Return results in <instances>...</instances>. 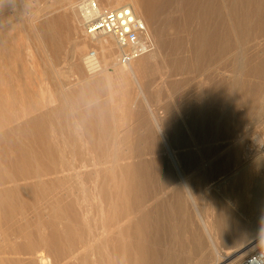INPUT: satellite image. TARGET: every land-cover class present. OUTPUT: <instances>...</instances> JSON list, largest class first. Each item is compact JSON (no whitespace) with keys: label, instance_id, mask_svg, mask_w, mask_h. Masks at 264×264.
<instances>
[{"label":"rangeland","instance_id":"374dc122","mask_svg":"<svg viewBox=\"0 0 264 264\" xmlns=\"http://www.w3.org/2000/svg\"><path fill=\"white\" fill-rule=\"evenodd\" d=\"M60 1L0 0V126L5 124L4 121L8 123L5 128L21 125L23 114L37 108L34 106L37 102L34 95L38 93V106L45 103L48 110L59 112L50 116L45 123L47 141L55 142V149L59 148L57 152L61 159L72 162L70 164L76 170L72 171L69 180L62 183L64 189L71 188L73 192L72 210L66 208V201L69 200L59 203V208L53 211L48 209L51 198L49 193L46 197L42 196L44 198L28 193L25 198L30 201L28 208L22 215L12 219V225L27 224L29 230L42 231L44 235L55 226L62 239L60 246L72 242L69 256L86 254L85 261L79 257L76 262L72 260L71 264H116L121 261L119 251L116 252L112 243L99 242V238L105 236L106 231L114 232L115 227L132 218L134 212L137 216L139 213L147 214V228L143 238L148 264H187L185 261L188 264H211L208 260L202 262L203 257L197 251L187 253L188 245L187 250H183L180 244L191 240L192 235L198 231L202 236V246L207 248L208 243L197 216L206 217L211 214L212 200L225 202L229 198L241 197L239 191L245 188L244 175L247 174H237L236 171L238 167L251 162L257 150L262 148L261 140L256 137L264 127V96L261 97L264 94V0H150L156 26V31L154 29L150 33L153 39L156 36L157 42L160 41L161 53L141 81V89L132 80L120 76L122 66L117 64L118 50L112 39L108 38L114 47L113 60L102 68V75H90L84 62L79 65L74 55L73 40L78 37L89 41L91 38L84 36L74 17L76 11L71 10L77 0H70L73 5L60 4ZM101 7L107 9L105 3ZM66 14L73 19H57ZM92 49L89 46L83 56H90L91 51H94ZM4 71L6 75H2ZM2 76L9 83L4 82ZM28 81L31 89L26 86ZM218 84L224 93L231 85V93L223 96L228 98L224 104L228 112L219 113L220 108L214 97V106L209 111L206 109L205 116L200 106L205 103L203 99L208 89L211 93L216 90L220 94V88L216 89ZM15 87L22 89L19 92L23 96L26 90H30L35 100L31 103L25 97L23 101L20 100ZM58 91H62L65 96H59L61 93ZM3 93L9 96V103L5 96L2 97ZM253 102L258 103L256 115H249L248 119L240 123L247 103L251 105ZM92 108L98 111L93 118L100 121L98 134L102 138L99 139L106 141L107 155L114 145L121 159L119 164L135 163L148 168V179L141 187L142 194L148 200L141 203L138 209L135 208L131 216L120 215L127 203L115 195V190L119 189L121 195L123 189L126 191L131 186V194L136 195V175L133 179L127 178L118 169L112 172V177H104L101 173L100 176L94 175L101 167L96 163L102 161V156L88 142L87 121L90 120L82 122L77 117ZM22 110L25 112L22 113ZM196 113L205 116L203 124L206 135L202 140L200 134L203 124L201 118H195ZM153 118L167 129L174 128L177 132L174 136L173 133L168 136L169 147L178 155L180 171L186 179L189 193L197 203V211L192 208L188 193L182 188L178 173L162 146ZM227 127L234 128L229 136L223 134ZM128 131L131 134L130 140L124 144L122 137ZM130 142L134 145H130ZM122 152L126 153V157ZM89 160L92 162L89 163ZM82 161L85 162L84 166ZM47 170L44 166L45 176L42 179L49 188L50 184H57L45 172ZM12 172L15 173L13 169ZM75 172L80 176H73ZM229 178V184L223 185ZM245 178L248 180V175ZM251 178L255 180L256 176ZM63 191L60 188V195ZM177 203L184 206L182 216ZM243 205L247 206V203ZM9 224H2L0 230ZM247 237L239 246L264 240L261 234ZM262 245L264 242L241 259L231 257L223 264H239ZM205 252L206 256L211 255V251ZM44 253L49 255L52 264L68 258H56L52 248ZM100 256L103 261L99 260ZM199 256L202 258L199 259ZM16 257L26 261L29 256Z\"/></svg>","mask_w":264,"mask_h":264},{"label":"bare ground","instance_id":"6f19581e","mask_svg":"<svg viewBox=\"0 0 264 264\" xmlns=\"http://www.w3.org/2000/svg\"><path fill=\"white\" fill-rule=\"evenodd\" d=\"M98 2L100 5L105 3L108 9L115 8V7L126 4L130 6L134 14L146 24L149 31L151 30L154 31V29L156 31V26L153 21L154 11L150 4V0H102V1L98 0ZM65 3H70L69 5L74 4V3H71L70 0L60 1V4L66 5ZM72 7L73 6H70V8ZM71 10L73 11L74 7ZM73 12H75V10ZM67 14L58 16L57 19L65 21L69 17L72 18L71 16L67 17ZM74 17L79 24L80 22L78 20L77 14H75ZM3 20L5 19H2V21ZM76 21H75V24H76ZM77 28L79 30L78 26ZM155 37L156 36H154L155 47L151 53L142 56L141 58H139L138 60L130 64L129 66L122 67L119 70V74L122 78L127 79V80H132L140 89H141L140 87L141 81L149 73V70L151 69V67L156 63V61L160 57V53H161L160 41L157 42ZM77 38H74L73 43H74V53H75L74 55L76 59L78 60L79 65L81 66V64L84 62L88 70V74L90 75L91 74H95V75L101 74L104 71L102 68L108 62L113 60L114 47L110 42L111 40H109L112 38L111 37H97V38L88 39L89 41L77 39ZM157 39H159L158 35H157ZM89 46H91L93 48L92 50H94L95 52V55L92 58H90V56L88 57L83 56V53L88 49ZM9 52L7 53L9 54ZM27 55L29 56L30 54H27ZM98 55H100V58L98 57ZM29 57H31V55ZM9 58L11 57L9 56ZM47 65L49 66V64ZM11 72L14 73L13 71ZM41 72L42 71H40L39 73ZM5 73L6 72L4 71L2 75H4ZM2 77H3L2 78L3 81L5 82L6 80H4V76ZM13 79L14 77L12 78V81ZM6 83H9V81L8 82L6 81ZM16 83H18L17 79H16ZM19 84L18 85L16 84L17 87L20 86ZM26 86L28 87V89H31L30 87L31 83L29 81L27 82ZM17 87H15L16 88L15 90L18 89L16 94L17 96H19V98H21L20 100L23 101V97L27 99L28 103L29 102L31 103L33 102V100H35L34 99L35 97H33L34 93L30 92V90H26L23 96V93H21V91L19 92V90H22V89L17 88ZM3 88L4 87H2V89ZM217 88H220L221 90L220 94L219 92H215L216 90H212L214 91V93H211L210 92L211 90L208 89L206 98L203 99L205 103L201 104L200 109L202 110L203 113H205V116L207 113L206 109L209 111L214 106V103L212 102L214 97H216L215 103H218V107L220 108L219 113L228 112L227 111L228 109H225L226 107L224 106L228 98L227 96L226 97H223V96H225V93L226 94L231 93V89H232L231 85H229V87L226 88L225 93H224V89H222V86L220 84L216 86V89ZM3 90L4 92L6 91L5 88ZM59 92L61 93V95L59 94V96L61 97L62 95L63 97L65 96V94H63L62 91H58V93ZM9 94H10V91H9ZM37 94L34 95L36 96V99H37V102H35L34 106H36L37 108H35L28 114H25L24 113L25 111L22 110L23 111L22 113L24 114L22 116L21 125L17 126L16 128L15 127L5 128L8 126L7 125L8 123L4 121L5 124L1 123L2 126H0V227L2 224H6L7 222H10L9 226L7 225L4 228L2 227L3 229L0 230V233H2V235L0 236V264H52V261L50 260L49 255H45L44 253L47 250H50V248H52L55 251L56 258L64 257V259H66L65 257H68L66 261H62V259L61 261L60 259L59 261L57 260L56 264H71L72 260H75L76 262L79 259V257H81L83 261H85V257H86L85 253H83V255L76 256L73 254L69 256L71 249H72V244H71L72 242H70L69 244H66V246H60L62 239L60 237L58 230L55 228V226L51 227L50 233H46L44 235L42 231L40 232L38 230L37 231L29 230L27 224L25 225L17 224L13 226L12 225L13 222H11L13 221L12 219L15 216L22 215L24 213V210L25 211L27 210L28 208L27 205L29 204L30 201L29 199H25V198L27 197L28 193L29 194L33 193L35 195H41L40 196L41 198L46 197V194L49 193L51 195V198H50V203L48 205V209L50 210H53V211L57 210V208H59V203L63 202L64 200H69V201H66L67 210L73 209V202H72L73 192L71 191V188L69 190L64 189L62 187L63 186L62 183L65 182V180L67 181L70 179L72 175V171H74L75 169L72 168L71 166L72 164H70L72 162L61 159L60 153L57 152L59 148L56 147L58 150L55 149L56 143L54 142L55 144L54 145L53 143H50V141L48 142L47 141L48 136L46 137V134H45L46 133V130H45L46 121H48L50 116L56 115L59 112L57 110H48L47 104H45L44 102L42 106H38L39 104H38ZM11 95L13 96V94ZM40 95L44 97V94L41 93ZM3 96H5L6 102L9 103V100H10L9 96L4 95V93L2 97ZM262 96H264V94H262L261 97ZM54 101L55 100H51V102H54ZM257 111H258V103L254 104L253 102L251 105H248L247 103L245 113L240 118L239 122L243 123L244 119L246 120V118L249 115H256ZM96 114H98L97 109L92 108V109H87L83 111V113L81 112L79 116H77L79 117V120H81L82 122L87 121L86 119L90 120V121H87V123L89 122L87 125V133H88L87 139L93 148L99 150L100 156H102V161L100 163L98 162L99 164L96 163V165H101V167L98 168L99 170L97 169V171L94 172V175L100 176V173H101L104 177H107L111 175L115 169H118L120 173L122 175L124 174L125 176H127V178L133 179L134 176L136 175L135 177L138 180L136 195L133 196L131 194L132 192V189H130L131 186L127 187L126 191L123 189L121 192V195L119 194L120 193L119 189L115 190V195L118 198L120 197L121 200H126V203H127V206L123 208L120 215H122L123 217L125 216L127 217V215L131 216V213L135 211V208L140 206L141 203L148 200V197L146 195H143L142 190H141L142 185L145 184L146 180L148 179L147 178L148 174L146 172L148 168L146 166H143L142 164H135V163L119 164L118 162L121 159H119L118 152L114 149V145L111 148V150L108 151V155H107L108 149H106V141H101L99 139V137L102 138L101 135L98 134V131L100 130L98 128L100 125V121L95 120L93 118ZM195 115H196L195 118L196 117L199 119L201 118L202 124H203L205 120L204 119L205 116H203L201 113H199V115H197L196 113ZM204 124L203 126H201V130H202L200 134L201 140L204 139L203 137L206 135L205 134L206 131H204L205 129ZM154 125L156 128L157 134L162 140V146L165 148V151L169 155L170 162L172 163L174 169L178 173V179L180 181V184L182 188L186 190L185 192L188 193V197L192 205V208L196 209L197 211V208H198L197 203L194 200L193 196L189 193L186 182H185L186 179L183 173L180 171V167H179L180 160L178 158V155L177 153H174L169 147L170 140L168 136L172 133H173L172 135L174 136V133L176 134L177 132L174 128L167 129L168 127L163 126V124L158 122L156 118L154 119ZM77 126H78L77 123H75L76 129H77ZM233 130L234 128L227 127L223 130V134L226 136H229ZM130 135H131L130 131L126 132V134L123 135L122 142L124 144L127 143L128 140H130L129 139ZM256 138L258 140H261V146L262 148H264V127H262V129L259 130V133H257ZM130 145L133 146L134 144L130 142ZM262 148H259L257 150V154L255 155V157L252 159L251 162H249L246 165H242L240 168L238 167V170L236 171L237 174L246 173L248 175V180H245L246 179L245 177H247V175H244L245 176L244 181L246 182H245V185L244 184L243 185L245 188L242 189L241 187H239L241 188V190L238 188V191L240 190L239 192L241 194V197H235V199L229 198L225 202L212 200L210 201V207L212 210L211 214L206 217L200 216V215L197 216L199 217V223L201 224V227L204 231V235L208 243L207 248H204L202 246L203 245L202 236L198 234V231H196L192 235L191 240H189L186 243L183 242L180 244L181 249L187 250L186 245H188L187 253L191 251H195V252L197 251L203 257L202 258L199 256V259L202 258L201 259L202 262H204V260H208V263H211V264H223L227 262L231 257L241 259L246 253L253 250L260 243L264 242V240L261 239L262 241L260 242L259 241L257 242V240H255L247 244L246 246H243V247L239 246L241 241H243V239L247 236L252 237L257 234L264 235V151H262ZM103 149H106V151L103 152L104 151ZM122 153L126 157V153L124 152ZM108 157H110V159ZM182 157L183 156H181V158ZM184 157L186 158V154ZM91 162L89 160V163ZM92 163L95 164L94 161ZM81 164H83L84 166L85 162L83 163L82 161ZM44 166L48 169L45 172L51 175L54 179V182L59 186V193L57 192L58 190L57 185L50 184L48 188L47 183L44 182V180L42 179V177L45 176L43 173ZM12 169L15 171V173L12 172ZM100 170H102V172H100ZM254 175L256 176L255 180L251 178ZM73 176L79 177L80 175L77 172H75L73 173ZM234 176L235 175H233V177ZM240 178L242 177L240 176ZM229 182H230V178L228 182L227 181L224 182L223 185L225 183L229 184ZM233 183H234L233 185L235 186L234 181ZM237 184L239 183L237 182ZM60 188L64 190L62 192V195H60L61 193ZM216 191L218 190L216 189ZM234 191L235 189L233 190V192ZM236 194L237 193L235 191V195ZM243 203H247V206L243 205ZM177 205L179 207V214L180 216H182L185 211L184 206L181 205L180 203H177ZM146 215L147 214L142 215L139 213L137 216L136 212H134L132 218L128 219L122 225L115 227L114 232L106 231L107 234L106 235L104 234L105 236H102L101 239L99 238V242L112 243V245L116 249V252L119 251L121 261H119L120 259L118 258L119 262H116V264H148L147 262L148 256L146 253V248L144 247L145 240L143 238L144 233H145V228H147L146 223H147L148 218ZM93 245H96V244H93ZM93 245H91V249H93ZM94 248L96 247L94 246ZM205 249L211 251L210 253L211 255L206 256L207 252H205L206 251ZM66 254L67 256H65ZM18 255H25V256L27 255L29 257H27V260L25 261L24 259L20 257H16ZM99 258H100L99 259L100 261H103L101 259L102 258L101 256ZM185 262L188 264L187 261Z\"/></svg>","mask_w":264,"mask_h":264},{"label":"built area","instance_id":"2783aa9c","mask_svg":"<svg viewBox=\"0 0 264 264\" xmlns=\"http://www.w3.org/2000/svg\"><path fill=\"white\" fill-rule=\"evenodd\" d=\"M74 10L84 36L88 38L111 37L116 44L117 64L127 67L154 50V39L146 24L132 8L121 5L103 9L98 0H77ZM95 55L91 51L90 58ZM239 264H264V245L243 258Z\"/></svg>","mask_w":264,"mask_h":264}]
</instances>
